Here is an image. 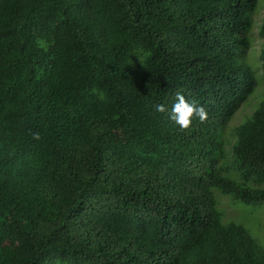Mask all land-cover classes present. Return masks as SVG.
Returning <instances> with one entry per match:
<instances>
[{
    "label": "trees",
    "instance_id": "16d2710c",
    "mask_svg": "<svg viewBox=\"0 0 264 264\" xmlns=\"http://www.w3.org/2000/svg\"><path fill=\"white\" fill-rule=\"evenodd\" d=\"M259 1L0 0V264H264Z\"/></svg>",
    "mask_w": 264,
    "mask_h": 264
},
{
    "label": "rangeland",
    "instance_id": "374dc122",
    "mask_svg": "<svg viewBox=\"0 0 264 264\" xmlns=\"http://www.w3.org/2000/svg\"><path fill=\"white\" fill-rule=\"evenodd\" d=\"M263 11L264 0H260L256 10V15H262ZM253 39L254 47L249 50V60L253 63H257L258 61L256 51H258L259 39L256 35L255 37L253 36ZM254 100V97L250 96L245 102L240 105L234 116L228 121L224 129L225 133H231L234 126H236V124L240 122V120L251 111ZM218 199V204H221V206L228 213L226 214V218H228L230 214H233L235 215L233 219H236V221L244 224L248 228H251V230L254 231L258 236L264 235V205L245 204L225 195H218ZM262 228L263 230H261ZM258 238L260 239V243L264 245V239L260 237Z\"/></svg>",
    "mask_w": 264,
    "mask_h": 264
},
{
    "label": "clouds",
    "instance_id": "9594fccd",
    "mask_svg": "<svg viewBox=\"0 0 264 264\" xmlns=\"http://www.w3.org/2000/svg\"><path fill=\"white\" fill-rule=\"evenodd\" d=\"M155 111H166L165 105H154ZM193 117L204 121L207 117L206 109L203 106H198L194 102L185 98L182 93H177L175 101L172 104L171 111L169 112V119H171L181 129H187L192 124ZM35 139H39L38 134H33Z\"/></svg>",
    "mask_w": 264,
    "mask_h": 264
}]
</instances>
